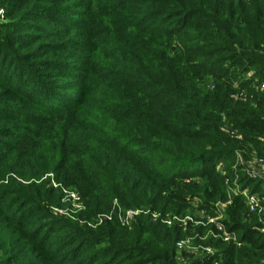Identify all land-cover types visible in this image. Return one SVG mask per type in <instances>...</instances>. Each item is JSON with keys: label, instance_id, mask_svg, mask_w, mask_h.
I'll list each match as a JSON object with an SVG mask.
<instances>
[{"label": "trees", "instance_id": "16d2710c", "mask_svg": "<svg viewBox=\"0 0 264 264\" xmlns=\"http://www.w3.org/2000/svg\"><path fill=\"white\" fill-rule=\"evenodd\" d=\"M28 2L12 0L9 5L19 21L35 22L28 24L34 35L26 44L30 38L51 36L49 26L53 23L79 30L84 41L64 47L61 57L65 59L51 55L39 60L62 80L57 88L32 75L34 78L21 79L28 88L19 89L21 92L16 89L18 79L9 76L15 60L9 49L19 52L25 43L3 46L2 81L23 102L15 104L22 108L30 104L34 110L24 112L10 104L0 107V118L24 115L50 127L23 138L22 150L6 155L13 156L12 164L0 158V166L5 165L2 169L26 181L47 170L60 172L57 183L73 186L83 199L85 221L105 213V205L114 200L121 211L143 210L163 216L170 211L183 214L185 205L196 199L203 198L205 206L227 202L225 226L237 242L217 240L213 244L216 256L197 264H264V206L263 213L252 216L248 223L243 218L247 212L243 193L264 201V180L243 176L236 193L230 194L217 167L218 161L228 162L240 150L237 140L219 132L223 120L264 162V92L258 84L264 82V0H123L121 12H115L121 17L110 24L115 33L108 37L92 30L84 11L73 18L65 15L74 8V1L63 10L39 4L24 18L20 13ZM89 3L79 1L75 7L87 8ZM3 40L0 38V43ZM93 43L97 47L87 48ZM19 68L32 77L31 72ZM252 69L256 70L250 75ZM241 93H246L244 100L232 106L233 97ZM95 121L112 125V129L107 131ZM131 145L135 148L130 150ZM155 151L172 158L171 166L165 165L164 158L153 156ZM83 156L84 163H77ZM21 160L31 162L29 172L35 173L24 175L15 170ZM173 168L181 172L173 174ZM32 187L24 190L27 198L22 196L18 203L23 217L47 212L50 207L44 201L59 207L50 192ZM12 205L16 203L9 207ZM159 221L150 222L141 214L129 230L115 221L98 230L85 229L82 234L98 248L100 264H177V243L182 236L176 226L168 228ZM41 233L33 236L38 252L44 241ZM8 247L11 243L0 238L4 255ZM66 253L86 264L83 250L73 244ZM43 254L38 258L45 260ZM97 259L87 264H96Z\"/></svg>", "mask_w": 264, "mask_h": 264}, {"label": "rangeland", "instance_id": "374dc122", "mask_svg": "<svg viewBox=\"0 0 264 264\" xmlns=\"http://www.w3.org/2000/svg\"><path fill=\"white\" fill-rule=\"evenodd\" d=\"M73 1L75 5L78 4L79 1L84 4L89 3V0H66L65 2L55 5L56 3H53V0L52 2L51 0H29L28 5H25V9L21 10L20 15L24 14V18H26L25 16H27L29 12H32L34 6L37 7L39 4H53L55 7H59L63 10L70 2L73 3ZM11 2L12 0H0V38H4L3 43H0V61L2 60L3 63L5 61V56H3L2 53L5 50V48H3L5 44L8 42H23L25 44L20 46L19 52L9 49L11 53H13V56H15L14 63H11L13 69L10 67L11 72L9 75L11 76L13 74L14 78L18 79L17 87H14H16L18 92H21L20 90L26 91L24 88L27 87L24 86L25 84L21 82V79L23 77L34 78L32 75H36L37 80L41 82L45 80L50 87L55 85V88H57L62 80L57 79V74L54 70L47 69L39 64V60H46L51 55L60 58L63 54L64 47L83 43V34L79 32V30H69L62 23H53L49 26V29L53 30L51 36L48 35L41 39L30 38L32 43H29V41L26 44V39L34 35V31H32L28 24H34L35 22L19 21L18 18L13 17L9 9ZM122 4L123 0H113L111 3H93V1H91L87 8L82 7L78 9L73 3L74 8L71 9L73 13L69 11L65 12V15H71L73 18L76 12L84 11L85 17L89 20L88 22L91 24L92 30L101 34L103 32L104 35L106 33L108 37V35L115 33L110 24L116 22L121 17L120 14H115V12H121ZM89 14L93 15L98 20L91 18ZM7 33L10 35H5ZM94 47H97V44H90L87 48H92L93 50ZM98 50L99 49L96 48L95 51ZM61 58L65 59L67 57L63 56ZM6 59L10 60L11 58L6 57ZM6 66L7 65L4 67ZM19 66L31 72L32 77L24 75L25 73L20 70ZM15 69L17 71H14ZM255 70L256 69H252L249 74H253ZM3 72H5V70ZM2 73L0 74V107H9L10 104L14 105L19 101L23 104L18 97L13 96L14 90L7 87L2 81ZM258 84L259 91L263 93L264 82L259 81ZM245 94L241 93L237 94L238 96H234L231 105L235 106L237 101L244 100V97H246ZM15 106L21 108L20 111L24 110V112L30 111V109L34 110L30 104H26L23 108V105L15 104ZM38 114L41 113L39 112ZM261 116L262 120H264V110ZM35 123L38 122H35L32 117L28 118L24 115L16 116L14 114H7L0 118V158L5 160V164H12L13 156L8 155L9 158L6 157V155L11 154L10 152H12V150L19 151L22 147L23 138L28 135L30 136L33 132L39 134L40 129L43 130L48 128V126L50 127V125L41 126L40 123H38V125ZM100 124L107 131L108 129H112V125L107 126L105 122L95 121V125L100 126ZM219 132L228 136L231 140H237L239 142L238 147L240 148L233 159L228 162L218 161L217 164L218 171L225 176L223 184L228 188V193H236L235 189L238 188V181L243 176H256L264 180V162L257 156L255 148H253L250 143L243 141L239 133L231 130V126L226 120L220 123ZM35 142L37 143V141ZM26 148L28 150L31 149L29 146H26ZM132 148H135V146L131 145L129 147L130 150ZM169 149L174 150L172 145H169ZM149 151L150 150H148V152ZM153 156L157 159L164 158L163 161L165 165L171 166L170 161L172 158L164 155V153L160 154L155 151L153 152ZM84 158V156L82 158L78 157L77 163L83 164ZM31 164V162H23V160H21L20 168L15 170L24 173V175L26 173L34 174L35 172H29L33 168ZM44 167L45 166H42L41 168ZM2 168H5V165L4 167L3 165L0 166V199L3 198L1 196H4L3 203L0 205V238L3 239L5 244L11 243V247H8V252L5 253V255L4 251L0 250V256L3 258L0 264H85L84 261L73 259V255L66 253L68 246L72 244L76 249L83 250V253L87 257L86 264L96 258H98L96 264H100L101 262L99 260L101 255H96L98 248L93 246L92 243H88V236L83 237L82 231L85 229L90 231L98 230L99 226H102L104 223L115 221L120 227L129 230L134 225L136 217L141 214H143L144 217L148 216L150 222L160 219L159 222L165 224L168 228L172 226L177 227L182 236V239L177 243V264H197V262L201 263L202 261L208 260L209 257L213 258V256L217 254V251L213 248V244L219 239H222L223 242H237L234 236L235 234L230 233L229 229L225 226V223L228 222V217L225 214V208L228 206L227 202H216L205 206L203 198L199 200L196 199L189 202L188 205H185L187 208L183 214L177 215L175 212L170 211L163 216L161 214H155L154 212H142L143 210L121 211L114 200L111 204L105 205V213L98 214L95 218L85 221L82 217L86 210L83 199L74 191L75 188L73 186L65 187L66 185L64 186V184L57 183V174L60 172H50L47 170L46 172L48 173L26 181L21 179L18 175L9 172V169L4 170ZM187 170H191V168ZM178 172H181V170L178 168L172 169L173 174H178ZM191 181L198 182L199 180L192 179ZM199 182L203 184L202 181ZM32 185L42 188V191L46 190L50 192V194H52L51 196L55 199V205L58 202L59 207L57 208L51 205V203H48V201H44V204H48L50 207L47 212L41 213L40 216L32 215L30 217H23L21 211H18L20 209L18 203L22 196L27 198L23 195L24 190L28 191L31 189ZM244 193L247 194V191ZM245 194L243 197L246 198L247 195ZM26 202L29 205L28 199H26L25 203ZM256 202L257 206L255 207ZM14 203H16V205H12V208L9 207ZM262 206H264V201L260 199H246L245 207L247 212L244 213V222L248 223L252 216L261 215L263 213ZM15 215H18V217L16 216L14 218ZM45 226H49L48 229H44ZM38 231L42 232L40 240L44 239L41 244L43 247L40 252H43V255L46 256L45 260L38 258L40 252H38L39 249H36L34 245L33 236ZM85 241L87 242L82 249L81 245ZM93 264H95V261ZM105 264H109V261Z\"/></svg>", "mask_w": 264, "mask_h": 264}, {"label": "built area", "instance_id": "2783aa9c", "mask_svg": "<svg viewBox=\"0 0 264 264\" xmlns=\"http://www.w3.org/2000/svg\"><path fill=\"white\" fill-rule=\"evenodd\" d=\"M245 194V193H244ZM243 194V195H244ZM245 195H247L246 196V199H248V200H254L255 198H257L256 196H248V194H245ZM258 199V198H257ZM257 206V202L255 203V207Z\"/></svg>", "mask_w": 264, "mask_h": 264}]
</instances>
